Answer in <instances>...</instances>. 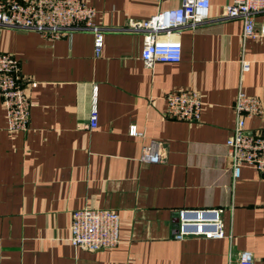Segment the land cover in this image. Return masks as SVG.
<instances>
[{"label": "crops", "instance_id": "0c3cea01", "mask_svg": "<svg viewBox=\"0 0 264 264\" xmlns=\"http://www.w3.org/2000/svg\"><path fill=\"white\" fill-rule=\"evenodd\" d=\"M85 1L102 26L181 4ZM231 1L211 0V17ZM262 26L264 13L256 17ZM243 30L241 19L186 28L181 61L148 67L142 33L105 34L97 56L89 32L51 40L0 29V52L18 60L34 102L28 130L11 131L0 97V264H239L243 251L264 264V174L245 166L235 178L227 145L240 91L260 98L263 113L246 126L264 132V38L243 43ZM186 90L202 96L197 122L166 116V95ZM133 125L143 135L130 134ZM145 145L162 148L163 161H142ZM85 207L119 213L116 246L71 244L72 213ZM213 207L224 208V238H174L178 210Z\"/></svg>", "mask_w": 264, "mask_h": 264}, {"label": "built area", "instance_id": "2783aa9c", "mask_svg": "<svg viewBox=\"0 0 264 264\" xmlns=\"http://www.w3.org/2000/svg\"><path fill=\"white\" fill-rule=\"evenodd\" d=\"M211 0H181L178 7L159 11L146 20H128L121 26H102L95 23L96 9L85 0H0V29L37 32L51 40L68 37L75 32H89L94 36L95 53L104 47V36L110 32L142 33L144 45L141 57L148 67L157 62L178 63L182 59L180 33L206 22L241 19L244 30L241 40L264 38V26L256 29V17L264 13V0H232L219 16L210 15ZM250 61L242 62L248 71ZM0 97L7 110L9 130L27 131L33 100L26 92L25 78L18 60L11 53L0 52ZM166 116L188 122L201 118L202 96L195 90L171 92L166 95ZM236 121L227 140L229 157L235 178L242 168L251 166L264 174V132L249 130L247 118L263 113L259 97L240 91L234 104ZM98 124L97 92L93 96L90 127ZM130 134L143 135L136 126ZM162 148L153 151L145 145L141 155L144 162L159 163L164 159ZM224 208H184L177 211L174 238L199 236L221 239L226 236ZM120 216L112 209L85 207L72 213L70 242L74 247L100 250L116 246L120 241ZM239 264H253V254L243 251Z\"/></svg>", "mask_w": 264, "mask_h": 264}]
</instances>
